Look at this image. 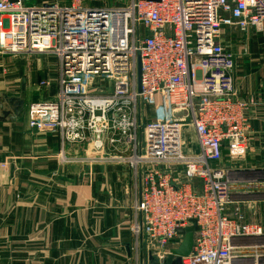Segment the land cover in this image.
Masks as SVG:
<instances>
[{"label": "built area", "instance_id": "1", "mask_svg": "<svg viewBox=\"0 0 264 264\" xmlns=\"http://www.w3.org/2000/svg\"><path fill=\"white\" fill-rule=\"evenodd\" d=\"M230 28L264 34V0H125L105 9L0 0V54L48 55L59 65L56 118L31 125L131 172L135 246L159 261L180 247L178 231L192 221L198 230L182 264H235L237 241L241 259L246 242L264 237L262 226L227 215L235 176L225 158L246 159L250 131V103L236 98V56L221 42ZM163 98L172 119H190L199 153L169 149L170 125L148 127V109L156 118ZM157 138L165 147H154Z\"/></svg>", "mask_w": 264, "mask_h": 264}, {"label": "crops", "instance_id": "2", "mask_svg": "<svg viewBox=\"0 0 264 264\" xmlns=\"http://www.w3.org/2000/svg\"><path fill=\"white\" fill-rule=\"evenodd\" d=\"M74 1L113 8L125 0H58ZM221 42L236 55V98L250 103L248 155L225 158L235 176L231 204L264 228V34L230 28ZM58 80L55 57L0 54V264H174L135 246L130 171L85 163L89 145H63L56 129L31 125L56 118ZM245 245L240 259L235 243V264H264V237Z\"/></svg>", "mask_w": 264, "mask_h": 264}, {"label": "rangeland", "instance_id": "3", "mask_svg": "<svg viewBox=\"0 0 264 264\" xmlns=\"http://www.w3.org/2000/svg\"><path fill=\"white\" fill-rule=\"evenodd\" d=\"M100 83L104 84L105 82L101 81ZM106 84H107L106 88L112 86L111 83L109 84L106 83ZM106 92H114V91L107 90ZM159 103H160V108L161 107L163 108L161 109L160 113H158V115L156 114V118H153L154 114H153L152 109L151 108L148 109V127L153 126L157 123L170 125V127H168L167 129L171 130L173 132V135L169 136L166 139L169 149H172V151H176V150L180 151L183 155H195L199 153V148L197 145V141L195 139L193 128L190 123V119L187 118L186 114H180V113L174 114V117L176 119L185 117L186 119L185 121H183L182 119L181 121L172 119L171 109L169 108L170 105L167 103L166 99L165 98H163V100L160 99ZM158 132L159 131L157 129H154L155 134H157ZM140 139L141 140L143 139L144 142L142 141V146L143 148L146 149V147L149 146V139L147 135L146 136H144V134L141 135ZM153 145L155 148L163 147V146L165 147L164 139L160 138V140H155ZM238 162H241V161H238ZM192 185H193V188L197 192L199 193L202 192L201 190H202L203 185L200 180H194ZM227 207H228L229 217H231L232 219H236V220L242 219V222L249 223L243 211H241L240 209V204H230ZM133 218H134V214L132 215V222H133Z\"/></svg>", "mask_w": 264, "mask_h": 264}, {"label": "water", "instance_id": "4", "mask_svg": "<svg viewBox=\"0 0 264 264\" xmlns=\"http://www.w3.org/2000/svg\"><path fill=\"white\" fill-rule=\"evenodd\" d=\"M16 1L17 0H12V2ZM191 223L192 227L178 231V234L183 236V241L178 249H174L172 251V256L170 259H174V264H182V259L188 257L193 250L195 232L198 230V227L196 221H192Z\"/></svg>", "mask_w": 264, "mask_h": 264}, {"label": "bare ground", "instance_id": "5", "mask_svg": "<svg viewBox=\"0 0 264 264\" xmlns=\"http://www.w3.org/2000/svg\"><path fill=\"white\" fill-rule=\"evenodd\" d=\"M118 8V7H115ZM105 9V8H102ZM225 47V46H224ZM228 50V49H227ZM234 54V53H233ZM236 56V55H235ZM234 79V78H233ZM101 155H98L97 153H95L92 149H90L89 153L87 154V156L83 159V161L85 163H89L92 165H102V166H116V167H120L123 168V166L119 165V164H111V163H101L98 162V158H100ZM185 156H190V155H185ZM65 156L64 153L62 154V159L64 160Z\"/></svg>", "mask_w": 264, "mask_h": 264}]
</instances>
